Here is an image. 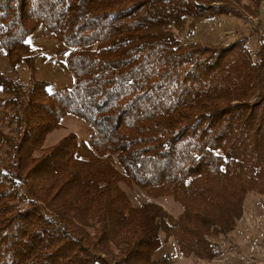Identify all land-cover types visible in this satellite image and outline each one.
Listing matches in <instances>:
<instances>
[{"label": "trees", "instance_id": "16d2710c", "mask_svg": "<svg viewBox=\"0 0 264 264\" xmlns=\"http://www.w3.org/2000/svg\"><path fill=\"white\" fill-rule=\"evenodd\" d=\"M264 0H0V264L211 261L249 194L264 198V37L180 42L219 17L249 23ZM263 20V19H262ZM264 21V20H263ZM39 30L68 50L69 89L37 78ZM66 117L91 131L45 148ZM169 198L133 207L121 189ZM264 210V203L262 205ZM160 235L164 237L160 240Z\"/></svg>", "mask_w": 264, "mask_h": 264}, {"label": "rangeland", "instance_id": "374dc122", "mask_svg": "<svg viewBox=\"0 0 264 264\" xmlns=\"http://www.w3.org/2000/svg\"><path fill=\"white\" fill-rule=\"evenodd\" d=\"M206 1L219 2L223 0ZM259 17L258 20H264V8L260 9ZM261 26L262 23H258L256 19H250L249 23H246L231 17H219L203 21L189 33L175 34L182 43L196 42L207 45L228 44L239 37L246 36L250 38L247 46L254 53L257 49L258 30ZM251 31H256L255 35H252ZM28 44L42 58L36 62L37 78L50 83L49 92L69 89L72 86V78L59 66L64 62L68 50L56 42L52 36L46 35L43 30L34 34L28 40ZM0 73L10 79L26 80V73L22 69L16 72L11 71L4 54L1 52ZM6 99L7 97L0 91V130L5 133L7 130L1 119L3 103ZM69 134L75 135L79 142L86 143L91 131L82 121L73 117H66L61 123V128L47 137L44 147L48 148L57 144ZM121 189L133 207L149 203L160 206L172 217H177L181 213L180 207L169 198L148 199L136 187L121 186ZM263 203V197L255 194L247 195L243 204L242 216L237 221L235 230L226 237L214 239L216 256L211 261H201L195 258H190L193 259L192 262L190 259L181 260L173 240H169L155 253L154 260H165V264H264ZM163 239L164 237L160 235V240L163 241Z\"/></svg>", "mask_w": 264, "mask_h": 264}, {"label": "built area", "instance_id": "2783aa9c", "mask_svg": "<svg viewBox=\"0 0 264 264\" xmlns=\"http://www.w3.org/2000/svg\"><path fill=\"white\" fill-rule=\"evenodd\" d=\"M256 20H257L258 23H260V24L262 23V26H261V28L258 30V32H259V36H260V37H264V21H263V20L261 21V20H258V19H256ZM256 31H257V30H256ZM256 31H255V32H256ZM255 32L251 31V34H252V35H255Z\"/></svg>", "mask_w": 264, "mask_h": 264}, {"label": "crops", "instance_id": "0c3cea01", "mask_svg": "<svg viewBox=\"0 0 264 264\" xmlns=\"http://www.w3.org/2000/svg\"><path fill=\"white\" fill-rule=\"evenodd\" d=\"M178 258H179V257H178ZM180 259H181V258H180ZM181 260H184V261H186V259H181ZM187 260H188V259H187ZM190 260H191V262H192V260H193V259H190Z\"/></svg>", "mask_w": 264, "mask_h": 264}]
</instances>
